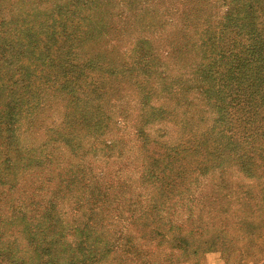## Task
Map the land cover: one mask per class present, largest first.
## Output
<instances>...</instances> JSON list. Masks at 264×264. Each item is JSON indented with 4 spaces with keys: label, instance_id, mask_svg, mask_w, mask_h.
Instances as JSON below:
<instances>
[{
    "label": "trees",
    "instance_id": "obj_1",
    "mask_svg": "<svg viewBox=\"0 0 264 264\" xmlns=\"http://www.w3.org/2000/svg\"><path fill=\"white\" fill-rule=\"evenodd\" d=\"M112 1L0 0V264H200L201 254L215 250L224 251L225 264H248L253 260L228 252L225 228L205 237L207 214H194L192 202L201 200L192 187L196 173L218 170L215 186L227 187L228 167L248 177L264 168V0H219L223 12L194 42L197 56L164 82L183 90L188 106L198 97L212 111L208 129H193L191 120L201 124L186 114L187 106L176 111L175 141L151 136L147 127L170 115L151 106L156 87L144 86L159 61L155 40L137 37L119 65L99 45L120 30L119 18L147 33L163 21L141 0ZM207 2L192 0L179 12ZM96 44L98 50L91 47ZM176 50L178 56L189 51L182 43ZM118 82H130L139 93L134 150L125 138L109 135L120 121L106 107L120 91ZM54 100L62 110L47 126L49 135L38 146L23 145L21 123ZM240 122L249 130L244 140L236 132ZM48 143L66 147L77 160L55 166L59 159L44 151ZM89 153L95 160L115 153L130 164L138 160L137 177L97 171L89 164L95 160H85ZM36 168L48 172L45 179L24 176ZM184 192L192 193L185 198ZM179 211L187 218L180 220ZM250 217L235 224L260 237L264 214ZM163 244L175 251L159 256Z\"/></svg>",
    "mask_w": 264,
    "mask_h": 264
},
{
    "label": "rangeland",
    "instance_id": "obj_2",
    "mask_svg": "<svg viewBox=\"0 0 264 264\" xmlns=\"http://www.w3.org/2000/svg\"><path fill=\"white\" fill-rule=\"evenodd\" d=\"M63 1L65 0H62V2ZM141 1H143V4L146 6H149L150 9H148V11L157 8L155 16L159 18L156 20L163 21L160 28L156 27L157 32L147 33V28L140 23H133L132 21L124 22V18H119V20H121L120 26L122 27L109 39L103 38L99 44L100 47L107 50L106 56L109 60L116 61V65H119L124 61L122 57H124L127 51L134 45L137 37H151L155 40L154 43L156 47L160 49L159 61H157L158 65L155 66L156 72L153 73L152 76H145L149 80H145L144 86L156 87L155 94L158 93V96L156 98L152 97L151 106L161 105L170 112V115L162 121L156 118L148 122L149 124L147 127H149L151 136L169 138L175 141V138L180 135L178 133L180 121L176 111L183 113L185 106L188 107L186 114L193 115L194 119L201 124L198 125L195 121L190 119L193 124V129H208L211 124L212 116L209 105L201 98L197 97L194 105L188 106L183 90L180 91L179 89H175V83L174 89L165 88L163 84L167 80L171 81L175 79L178 71L180 73L181 71H185L183 65L187 58L192 59L197 56V54L194 53V42L198 38H201V34L206 31L208 25L210 26L211 23H216L217 18L220 17L223 12L222 3L219 0H208L206 6L200 7V10L196 9L195 12L193 11L189 14L186 12V14L181 16V12H179L180 9L184 6L187 7L188 3L192 0ZM114 2H117V0L112 1V3ZM122 8L123 4H119L117 7L113 8V11L116 14L117 11H121ZM110 14L111 13L107 14L105 17H108ZM188 15L189 18L185 19ZM152 34H154V36ZM181 43L187 47L189 51L178 56L176 46ZM91 47L95 50L100 48L97 44L91 45ZM124 83H128L129 85ZM116 87H119L120 91L118 93L114 92V95H111L110 101L106 107L112 112H116L115 118L117 120L120 119V121L113 127L109 135L113 136L116 134L115 136L125 138V141L127 140L126 148L134 150L138 148L135 147L137 142L135 139L130 138L134 137V124L140 125L141 123L140 117H138V113L140 112L139 93L133 88L130 82H118L116 83ZM56 102L57 101L54 100L51 103H46V105L36 113L34 119L30 121L25 120L21 123L20 136L23 145L38 146L44 141L46 136L49 135L46 133L48 132L46 130L47 126H50L51 122L54 120L57 122L58 116L62 110V103L58 102L57 104ZM195 105H198V108H195ZM237 114L239 118L240 112L238 111ZM262 118L263 117H259L258 121L255 122V126L257 128L259 127L258 129H260V123L261 125L263 123L264 119L262 120ZM245 128L243 122H240L236 128V132L242 140L245 138L247 139V135L249 134V130ZM52 145L54 146L52 147ZM44 151L53 153L56 155V158L59 159L55 166L59 164L63 165V162H75L77 160L69 149L53 143H48ZM116 154L117 153L95 160L97 156L89 153L86 155L85 160H95L94 163L89 162V164L93 165L94 168L96 167L97 171L103 170L104 173L112 174L117 169H120L122 175L127 176V174L130 173L136 178L137 172L135 171V165L138 163V160L130 164L126 158L117 157ZM259 169L255 171L254 177H248L245 173L237 171L236 167H228L225 172V180H230V184L227 187H222V185H219V187L215 186L221 181L218 170L212 174L209 173L206 175L196 173L195 187H192L194 197L196 198L197 196V199L201 200L198 203L196 200L192 202L194 214H198L200 209H205V214H207L206 218L210 231L205 234V237L211 238V235L217 233L220 227L225 228L227 233H225L222 238L230 246L228 252L232 255L240 253L246 258L253 260L248 264H259V260L262 259V262L264 261V231H261L260 237H257L255 234L251 236L249 233L251 227L247 229L246 224L241 223V227L238 229L239 224L237 225L235 223L246 216L250 217V215L257 220L256 218H258L261 213L264 214V168ZM132 171L135 172L133 173ZM47 174L48 172L46 170L36 168L32 170L30 174H24V176L28 175L26 176L28 179H39L41 176V178L45 179ZM184 193L185 198H187L192 192L188 194L186 192ZM260 197H263V199H260ZM203 198L206 199V203L202 201ZM179 218H181L180 220H184V218L187 217L184 212L179 211ZM260 219V223H264V217H260ZM180 220L178 219V223L181 222ZM236 248H239L240 251L235 252L234 249ZM170 249L168 244H163L158 251V255L163 256V254L169 252ZM172 251L174 252L175 250ZM223 254L224 251L222 253L216 250L201 254L200 264H205L209 258L212 260L217 256H221L222 258ZM182 264L190 263L185 262Z\"/></svg>",
    "mask_w": 264,
    "mask_h": 264
},
{
    "label": "crops",
    "instance_id": "obj_3",
    "mask_svg": "<svg viewBox=\"0 0 264 264\" xmlns=\"http://www.w3.org/2000/svg\"><path fill=\"white\" fill-rule=\"evenodd\" d=\"M205 264H225V262L223 261V259L220 257H215L213 260L212 259H208V261H206ZM260 264H264V261Z\"/></svg>",
    "mask_w": 264,
    "mask_h": 264
}]
</instances>
